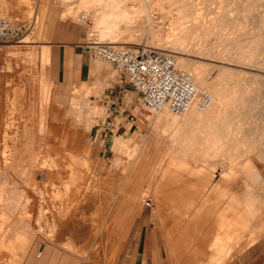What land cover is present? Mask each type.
I'll return each instance as SVG.
<instances>
[{
    "label": "rangeland",
    "instance_id": "rangeland-1",
    "mask_svg": "<svg viewBox=\"0 0 264 264\" xmlns=\"http://www.w3.org/2000/svg\"><path fill=\"white\" fill-rule=\"evenodd\" d=\"M3 1L6 3V5L8 3L9 6H7L10 7L11 11L16 10L15 12L12 11L13 21H11L18 30L16 32V36L9 38L8 40L0 41V210L2 211H0V227L4 222L3 220L6 219L4 222V230H0V237L2 235L4 237L7 235V240H11L12 237L20 231L31 236V241L28 244L27 251L22 260L26 258L25 256H27L29 253L31 245L36 249L37 247H40L41 244L46 245L55 243L69 250L68 246H66L64 243L67 242V239L72 238L71 240L74 242L76 248H74L73 251H69L80 257V264H107L108 262L104 261V257L102 255L97 254V257H95L96 253H94L95 249L93 248V245L95 246V244L98 242V239H96L97 237L94 239L91 234L90 235L92 237L89 235L88 230L91 227L90 223H86L85 225L80 224L79 226L76 223L75 225L72 224L73 221L69 219L70 216L67 218L68 221L66 218L60 219V208H53L49 202L55 185L60 184L59 177H67L66 162L68 161L67 159H69L70 155H73L74 158H77L81 162L86 158V156H88L90 157L89 160H92L93 165H91V169L89 171H85L84 169L80 168V171L77 174L78 180L84 176H87L93 181V186H98L100 183L106 182L105 180L107 179V190L109 192L102 194V197L106 196L107 199H105L103 202L104 208H102L101 216L102 221L104 222L106 220L105 222L108 224V226H112L110 229L112 228L115 232L114 243L117 245L114 246L115 249L113 250L118 251L117 256L120 253L122 244L124 243V239L134 218L137 216H143V218H149V216H152L153 219L150 220V224L160 228L163 233V238L165 235L168 242L173 245V247L168 246V249L166 248L168 264H208V260L214 256V248H211V245H213L216 241L215 236H217V233H222L218 231V227L215 226L216 218L221 215L222 212H224L223 210L228 204L234 207L235 210L233 212H228L227 218H232L234 214L239 211L237 210L238 208L242 209L244 207V204H239V202L242 201L236 200L234 202L233 200H228V197L234 195V193L240 191L243 186L246 187V185L250 183V186H252L251 191L255 195L257 201L259 200L258 202H262L264 201L263 184L256 177L255 178L260 182L259 185V182L255 181L256 179L254 177H250L249 179H251L252 182L248 179L247 181L249 182L247 184L245 183L246 181L243 183L244 180L240 179L237 182H234V184L232 183L231 187L225 190L224 197L215 199L216 188L223 180V177L228 174L230 169H217L210 166L201 165L199 166L197 175H190V179L188 180L191 182L188 186H194L197 189L203 185H206V191L204 193H200L198 191L192 192L191 190L172 192V194L176 196L175 198L171 199L172 201L169 202L170 205L165 208L164 214L161 216L158 215L160 213V209L157 206V198L155 197L156 192L154 189L147 186L142 187L143 192L140 198L141 205L137 206L139 209L132 210L125 208V199H123L125 204L121 203L123 206L120 205L119 207V201H122L121 198H124L125 196V189L127 190L131 187V185L136 184L135 178L131 174V170L128 171L129 165L131 163L133 164L134 162H139L138 160H140L145 147L140 148V152L137 154L138 160L132 155H121L122 158L119 157V149H128V141L130 138L137 141L136 149L137 147L144 146L148 140L147 137L153 134L152 127L150 125L144 124L140 120V111L143 109L146 110V108L142 106L139 95L137 106L139 119L138 127L135 129V131L128 133L119 130L116 135L101 136L100 133H97L100 125L103 123L99 119V108L97 105L87 101L89 92L93 91L88 86L89 84L80 82L78 84L75 83L73 86L64 87L62 84L57 82L58 75L56 71L55 59L50 46L51 44L48 42V38L46 37V32L49 28L48 25L52 23L57 17H61L64 12V7L59 3V0H22V3L17 2V4H14L16 1L13 0ZM240 1L241 0H237V4ZM244 1L245 0H242L240 2L241 5L244 3V7L239 4L237 7L235 4L236 0H231V2L229 0L226 1L228 4L226 9L228 10L230 16L234 17L237 14V17H232L233 19L231 20L233 21H230L232 24L228 23L227 26L229 27L235 24L234 21L238 22V18L240 19V16L238 15H241L243 19L247 15L250 21L246 16L244 22L249 21L250 25L252 24L250 26L247 22L245 25L243 22V24L247 26L246 30L250 26L247 32L249 30L252 32L254 29V32H256L259 29V32L256 33L263 34L264 30L262 28L264 27H262V25L264 24V13L262 12H264V8L262 10L259 8L261 12L256 8L264 7V0H259L260 2L258 0H248L251 1L248 2L249 4L247 3L248 5L253 3L252 6L250 5L251 7L246 6L245 3L247 0L245 2ZM255 6L257 7L255 8ZM237 8H240V10L238 11ZM253 8L256 10L252 11L254 10ZM243 9L246 12L248 11L249 14H245ZM252 12L256 13L255 15L257 16H255ZM250 14L256 17L260 22H258L254 17H250ZM252 18L256 20V23ZM241 20L242 19L239 21ZM87 22L89 23V21H86V23ZM77 23L81 24V26H83L85 29L87 33V43L85 44L90 49H92L93 46L91 43L94 40H91L90 38L88 39V23ZM255 25L260 27L256 30ZM251 32L249 31L250 34L254 33ZM250 34H248L249 39H251V37L255 38L254 35L257 36L255 33L252 36H249ZM145 38L146 36L139 40L140 43L137 42L138 44L136 43L128 47L131 49L147 48L152 50V48L144 46ZM215 40L213 39L208 44V46L212 47L214 43L218 44V41L216 42ZM47 48L51 49L48 54L49 56H47ZM194 53L195 52H193L191 56L193 55L195 58L193 56L192 57L196 59L198 56ZM199 57L205 58L201 56ZM99 62L101 63V61L96 59L94 65ZM254 63H257V61ZM228 67L234 68L233 66ZM235 68L247 72L253 71L252 73L258 72L254 69L258 68L254 66L249 67L250 69H245L243 67ZM83 84L86 86V88H88L84 94L80 90ZM262 99L263 98H261V100ZM263 100L260 103L261 106L263 105L262 102L264 103ZM74 105L85 110L86 116H83L85 118L84 124H78V122L74 123V121L71 119L70 121L73 122L69 123L67 120L70 115L73 114L72 111L74 110ZM260 110L263 111L262 108H260ZM258 111V114L255 113L257 117H259V115L262 113L261 111L260 113ZM260 116H262V114ZM65 135H68V140L66 143H63L62 138ZM83 143H85V145ZM88 144L90 146H88ZM86 145L88 146L89 151ZM97 146H99L98 150L99 148L101 149L100 152L97 150ZM106 147H117V151L105 153ZM151 147L152 146L147 148V151H155L158 148V146H153L152 150ZM87 151L91 154H88ZM139 153L141 154L139 155ZM118 157L121 158L120 161L118 160ZM253 160L255 166L264 177V160L257 157H254ZM126 165H128V168ZM252 183L254 185H252ZM255 190L258 191L256 192ZM207 192H210V194H207ZM148 196H151L154 199L153 206L151 208H146L144 206L145 200ZM26 197L30 198L31 200L32 204L29 206V199L27 201V199H25ZM24 201L25 203L28 202L27 206L23 205ZM207 201L208 203H206ZM193 204L195 207H192ZM199 206H204V208L199 210ZM117 207H119V209ZM43 208L46 209L42 211ZM50 208L52 210H49ZM39 209H41L40 211L43 212L42 214L44 216H42V218H46L45 216L50 218V216L53 214L54 218H59L58 220H60L58 222V229H56L57 235L55 236L54 241L49 238L48 235H46L47 230L44 232L38 229L39 226L37 224V219L40 218ZM263 211V215L254 218L256 224L259 223V220L261 221L264 218ZM116 216L118 217V220L115 221L113 218ZM67 222H69V225H67ZM118 224L120 225L118 226ZM65 226H69L70 228L67 227L65 229ZM73 228L77 230V233L75 230H73ZM85 228L88 229V233L86 232ZM69 229L70 231L72 230V233H76V235H72L74 237H71L72 233L68 232ZM251 230L252 229H246V231H241L238 235H233L230 239H225V241L229 245L233 241H236L243 232L244 235L245 233H249ZM79 233H82V235ZM86 233L89 236H87ZM58 235H64V237L62 236V238ZM85 236H87L86 238H88V240L85 238ZM94 241L96 242L93 243ZM164 241H166V239ZM77 242L80 245H78ZM244 242L246 241L244 240ZM84 243H87V246ZM246 246L247 244L239 245L238 248L234 249L233 255L237 254ZM81 247H83V249H81ZM3 252L5 253L6 257L0 255V264H3L2 260L5 261V264L17 263V257H15L11 251L0 250L1 254H3ZM99 252H101V250ZM101 257L102 260H99ZM87 261L91 263H88ZM22 262L23 261H21L19 264H22ZM108 264H111V262ZM112 264H116V261Z\"/></svg>",
    "mask_w": 264,
    "mask_h": 264
},
{
    "label": "bare ground",
    "instance_id": "bare-ground-1",
    "mask_svg": "<svg viewBox=\"0 0 264 264\" xmlns=\"http://www.w3.org/2000/svg\"><path fill=\"white\" fill-rule=\"evenodd\" d=\"M13 1H16L14 4L23 2L22 0ZM226 1L228 0H59V3L64 7L62 18H70L76 22H83L85 24L88 23H86V21H89L87 24L88 39L94 40L91 43L93 47L95 44L101 43L128 47L137 42L140 43L139 40L146 36L144 46L152 48V50L156 49L171 52L175 57L177 66L185 69L193 76L194 83L198 90L195 102L181 114L171 112L166 108H162L158 112H152L145 107L146 110L143 109L140 111V120L144 124L152 127L153 134L147 137V141L145 140L146 145L137 147V149V141L130 138L128 141L129 147L135 148H129L127 151H122L118 154L121 158L123 155H132L138 160L137 154L140 152V148L145 147L140 160H138L139 162H134L131 165L128 164V171L131 170L136 184L131 185L127 190L125 189V196L121 198L122 201H119V207L122 205L121 203H124L123 199H125V208L132 210L139 209L137 206L141 205L140 198L142 196L143 186L154 189L156 192L155 197L159 198L160 196L154 184L160 185L161 182L165 181H181V176L177 174L175 170L187 171L185 165L196 167L205 165L217 169L229 168L228 174L224 176L227 184L232 185V183L234 184V182L240 179L244 180L243 183L246 181L245 183L247 184L249 182L247 180L250 177H256L264 186V177L255 166L253 160L254 157L264 160V103L262 102L263 105H260L261 101L264 99V31L263 34L256 33L259 32L257 28L261 25L260 23L259 27L255 25L257 31L254 32V27V31L252 32L257 34V36L254 35L255 38L251 37V39H249L248 34H250L249 31L251 32V30L248 32L247 30L252 24L250 25V19L247 15L249 21L244 22L246 16L243 19L241 15H238L242 20L239 21L240 19L238 18V22L234 21L235 24L228 27V23L232 24L230 21H233L231 19L237 17V14L234 17L232 16L233 18L230 16L226 9V6H228ZM229 1L231 2V0ZM240 2H238L239 5H241ZM248 2L251 1L247 0L245 3L246 6H252L253 3L248 5ZM235 4L236 6L238 5L237 0ZM7 5L3 0H0V17L9 18L13 21L12 11L14 10L11 11L10 7H8L9 5ZM241 6L244 7V3ZM256 7L257 6H255V8ZM240 8H237L238 11ZM255 8L251 10L255 11L258 9V11H260V9L262 10L264 7ZM244 13L249 14L248 11ZM256 13H254V15ZM250 17L254 16L251 15ZM254 18L258 21L256 17ZM254 18L252 19L256 23ZM243 22L245 25L247 22L249 23L250 26L247 30V26H245ZM262 27H264V24ZM262 29L264 30V28ZM254 33L249 36H252ZM213 39L216 42L218 41V44L213 41L214 44H212L214 47L213 45L212 47L208 46ZM191 52H195L194 54L198 57L196 56L197 58L194 59L195 57L193 55L194 58L191 56ZM199 56L205 58H200ZM255 61H257V63H254ZM101 63H96L94 68H99ZM228 66H233L234 68ZM251 66L257 67L258 69H254L258 72L252 73L253 71L247 72L235 68L243 67L245 69H250L249 67ZM84 84L81 86V89L79 88L83 94L88 89ZM203 92L209 94L210 100L205 107L200 108L197 104ZM261 98L263 99L261 100ZM260 108H262L263 111H261ZM73 109V114L67 119L69 123L74 121V123L78 122V124H84V117L86 116L85 110L76 105L73 106ZM257 111L259 113L261 111L262 116H260V114L259 117H257L255 114ZM70 119L73 121H70ZM62 140L63 143H66L68 135H65ZM83 144L85 145V143ZM89 144L88 146H90ZM150 146H158V148L157 150L154 149L155 151L149 152L147 148ZM140 154L141 153H139V155ZM119 157L118 160L120 161L121 158ZM89 158L90 157L86 156L81 162L77 158H74L73 155H70L66 162L67 177H59L60 184L58 185L53 183L55 187L49 202L53 208H60V219L66 218L68 221L67 218L70 216L69 219L73 221L70 220L72 224L75 225L76 223L79 226L80 224L85 225L86 223H90L91 227L89 226V230L86 228L85 230L86 232L88 230L89 235L91 234L94 239L95 237L98 239L95 246L93 245L95 249L94 253H96L95 257H97V254L102 255L105 262H111L112 264L118 257V251L113 250L115 249L114 246L117 245L114 243L115 232L112 228L110 229L112 226L109 227L105 222L106 220L104 222L102 221L101 216L102 208H104L103 202L107 199L106 196L102 197V194L109 192L107 190V179L105 180L106 182H102L98 186H93V181L89 177L84 176L78 180L77 176L80 168L85 171L91 169V165L93 164L92 160H89ZM128 165H126V167ZM249 180L251 181V179ZM255 181L259 182L257 179ZM250 185L251 184L248 183L245 187L249 192V200L246 202V209L252 222H254L255 217L263 215L264 201H257L255 195L251 191L252 186ZM252 185L254 184L252 183ZM25 199H27V201L29 199L28 206L32 204L30 198L26 197ZM24 203L23 205L27 206V203ZM119 207L117 208L119 209ZM44 209L46 208H43L42 211H44ZM40 210L41 209H39V211ZM49 210L52 209L50 208ZM42 213L41 211L39 212L40 218L37 219L38 229L44 232L47 230L46 235L54 241L57 235L56 229H58V222L60 220H58L59 218H54L53 214L51 215L52 217L50 216V218H47L48 216H45L46 218L43 217V219L42 216L44 215ZM117 218L116 216L113 219L116 221L118 220ZM5 220L3 221L5 222ZM262 221L260 222L261 224ZM4 222L0 230H4ZM67 223V225H69V222ZM253 224L254 223H252V225ZM119 225L120 224H118V226ZM67 227L69 226H65V229ZM73 230H75V228H73ZM76 231L77 230H75V232ZM68 232L72 233V230L70 231L69 229ZM75 232L71 234V237H74L72 236L73 234L76 235L77 232ZM79 234L82 235V233ZM64 235L62 236L64 237ZM87 236H85V238ZM6 237L7 235H5V237L3 235L0 237V250L11 251L15 257H17L16 264L21 263L27 251L28 244L31 241V236L20 231L16 233L11 240H7ZM71 239L72 238L67 239V242L64 244L68 246L70 251H73L76 247ZM86 239L88 240V238ZM95 242L96 241L93 243ZM78 245L80 244L78 243ZM81 249H83V247H81ZM100 250L101 252H99ZM4 252L3 254L0 253V255L6 257ZM99 260H102V257ZM2 262L5 264V261L2 260Z\"/></svg>",
    "mask_w": 264,
    "mask_h": 264
},
{
    "label": "crops",
    "instance_id": "crops-1",
    "mask_svg": "<svg viewBox=\"0 0 264 264\" xmlns=\"http://www.w3.org/2000/svg\"><path fill=\"white\" fill-rule=\"evenodd\" d=\"M48 26L46 37L51 44L55 59L57 82L64 87L73 86L80 82L89 84L93 91L89 92L87 101L97 105L100 113L99 119L103 122L97 133H100L101 136H112L116 135L119 130L128 133L134 132L138 127L139 94L130 87L121 73L114 70L111 64L107 65V62L102 61L100 69L94 68L96 58L93 50L85 44L87 43V33L81 24L70 18L57 17ZM51 49L47 48V56H49ZM116 149L117 147H106L105 153L116 152ZM128 149L120 148L119 153ZM100 150L99 148L98 151L100 152ZM185 166L187 171L175 170L181 176V181H173V183L172 181H165L161 182L160 185L154 184L160 196L157 198V206L160 209L159 216L164 214L165 208L172 201L171 199L175 198L176 195L172 192L191 190L192 192L204 193L206 191V185L197 189L194 186H188L191 182L188 180L190 175H197L199 166ZM229 187L231 184H227L223 177L216 188L215 199L224 197V192ZM245 190L246 188L243 186L240 191L228 197V200L234 202L236 200L242 201L239 202V204H244L242 209L238 208L239 211L232 218H227V213L235 210L228 204L223 210L224 212L216 218L215 226L222 233H217L215 236L216 241L211 245V248H214V256L208 260V264H264V218L263 221L261 220L262 224L260 220L257 224L255 220L252 222L246 209L249 192L246 190V193ZM208 193L210 194V192ZM192 207H195L194 204ZM203 208L204 206H199V210ZM152 219V216L134 218L122 244L116 264H168L166 248L168 249V246L173 247V245L168 242L165 235L163 238L160 228L150 224ZM252 223H254L253 226ZM246 229L252 230L244 235L243 232L239 236V240H236L237 242L233 241L228 245L225 241V239H230L233 235L236 236ZM165 239L166 241H164ZM243 244H247V246L233 255L234 249ZM33 247L31 245V249L22 264L81 263L79 256L59 244H41L36 249Z\"/></svg>",
    "mask_w": 264,
    "mask_h": 264
},
{
    "label": "built area",
    "instance_id": "built-area-1",
    "mask_svg": "<svg viewBox=\"0 0 264 264\" xmlns=\"http://www.w3.org/2000/svg\"><path fill=\"white\" fill-rule=\"evenodd\" d=\"M17 29L8 18L0 17V41L16 36ZM96 59L110 63L114 70L139 94L143 107L152 112L162 108L181 114L198 95L193 76L177 66L171 52L147 48L131 49L125 46L101 43L92 48ZM210 96L203 92L198 107L203 108ZM144 206L151 208L153 199L148 196Z\"/></svg>",
    "mask_w": 264,
    "mask_h": 264
}]
</instances>
